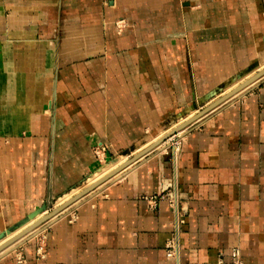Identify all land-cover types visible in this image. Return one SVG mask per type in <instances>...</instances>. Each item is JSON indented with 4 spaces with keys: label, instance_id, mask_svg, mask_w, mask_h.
<instances>
[{
    "label": "crops",
    "instance_id": "1",
    "mask_svg": "<svg viewBox=\"0 0 264 264\" xmlns=\"http://www.w3.org/2000/svg\"><path fill=\"white\" fill-rule=\"evenodd\" d=\"M262 67L264 0H0V235ZM163 147L0 264H264V78Z\"/></svg>",
    "mask_w": 264,
    "mask_h": 264
},
{
    "label": "water",
    "instance_id": "2",
    "mask_svg": "<svg viewBox=\"0 0 264 264\" xmlns=\"http://www.w3.org/2000/svg\"><path fill=\"white\" fill-rule=\"evenodd\" d=\"M262 78H264V68L261 69L256 74H254L252 77L248 78L247 80H245L244 82H242L241 84L236 86L235 88H233L228 93H226V94L222 95L221 97H219L218 99H216L214 102H212L211 104H209L208 106H206L202 110L198 111L195 115H193L192 117H190L189 119H187L183 123L179 124L177 127H175L174 129H172L171 131H169L168 133H166L165 135H163L162 137H160L159 139H157L156 141H154L153 143L148 145L143 150L139 151L135 155H132V157L130 159H128V161H126L123 165L119 166L118 168H116L115 170L111 171L106 176L102 177L98 181H96L93 184L89 185L88 187H86L85 189L80 191L78 194H76L73 197H71L70 199H68L62 205H60V206L52 209L51 211H49L46 215H44V217H42L41 219L37 220L35 223H33L32 225H30L29 227H27L26 229L21 231V233H19L18 235H16L15 237L11 238L9 241H7L3 245H1L0 246V251L5 249L10 244L16 242L18 239H20L22 236L28 234L30 231H35V230H38L39 228H40L41 231L44 230L48 226L50 220H52V219L55 220L56 218H58L59 216L64 214L63 212H66L71 207L78 205L79 203H77V202H79L80 200H83L85 197H88V196L90 197L91 194H94L95 190H97L98 188H100L104 184H107L108 182H110V179L115 174L119 173L120 171L124 170L125 168H127L129 166H132V165L136 164L138 161H140L141 159L146 157L148 154H150L151 152L156 150V148H158V146L164 144L168 139H170L171 137L177 135L179 132L185 131L192 124H194L195 122H197L198 120H200L201 118H203L204 116H206L207 114H209L210 112H212L213 110L218 108L219 106L223 105L227 101L231 100L234 96L240 94L246 88H248L249 86H251L252 84H254L255 82H257L258 80H260ZM112 182H115V181H112ZM112 182H110V183H112ZM35 213H37V212H34L33 214H35ZM38 213H40V212H38ZM26 218L21 223H24L25 221H27ZM21 223H19V224H21ZM18 225H16V226H18ZM16 226H14V227H16ZM14 227H12L11 229L7 230L3 234L11 231ZM3 234H1V235H3ZM36 235H34V236H36ZM34 236H32V238ZM28 239H25L24 241H22L16 247H14L10 251H8V253H6L5 255H7V254L11 253L12 251L16 250L20 245H22ZM5 255H3V256H5ZM3 256H1V257H3Z\"/></svg>",
    "mask_w": 264,
    "mask_h": 264
},
{
    "label": "bare ground",
    "instance_id": "3",
    "mask_svg": "<svg viewBox=\"0 0 264 264\" xmlns=\"http://www.w3.org/2000/svg\"><path fill=\"white\" fill-rule=\"evenodd\" d=\"M264 67H262L263 69ZM244 82V81H242ZM241 82V83H242ZM240 83V84H241ZM239 85V84H238ZM236 85V86H238ZM236 86H234L233 88H235ZM233 88H231L229 91H231ZM229 91H227L226 93H228ZM225 93V94H226ZM193 115L189 116L188 118L184 119L181 121V123H183L184 121H186L187 119H189L190 117H192ZM180 123V124H181ZM177 127V126H176ZM174 129V128H173ZM172 130V129H171ZM170 130V131H171ZM169 132V131H168ZM167 132V133H168ZM180 133V132H179ZM166 132L158 137H156L155 139H153L151 142H149L148 145H150L151 143H153L154 141H156L157 139H159L160 137H162L163 135H165ZM148 145L144 146L143 148L139 149L138 151L134 152L132 155H135L136 153H138L139 151L143 150L144 148H146ZM159 148V146H158ZM127 156H122L120 157L118 160H116L115 162L111 163L109 166H105L106 168H103L101 170H99L97 173H95L94 175H92L91 177H89L88 182L86 184V186L88 187L89 185L93 184L94 182L98 181L99 179H101L102 177L106 176L107 174H109L111 171L115 170L116 168H118L119 166L123 165L126 161H128ZM128 168V167H127ZM126 169V168H125ZM124 169V171H125ZM123 171V170H122ZM120 171V172H122ZM119 172V173H120ZM119 173L115 174L113 177L117 176ZM122 175V173H120ZM112 177V178H113ZM118 177V176H117ZM112 178L110 180H112ZM110 183V182H109ZM106 185V184H105ZM85 186V187H86ZM84 187V189H85ZM83 189H78L76 191H72L71 193L65 195L64 197L56 200V203L54 204V208L62 205L63 203H65L68 199H70L71 197H73L74 195L78 194L80 191H82ZM98 191V190H97ZM53 208V209H54ZM48 212H44L40 215H32L31 218L27 221H25L24 223L20 224L18 227H16L15 229L11 230L8 232V234L2 238L0 240V246L3 245L5 242L9 241L11 238L15 237L16 235H18L19 233H21V231H23L24 229H26L27 227H29L30 225H32L33 223H35L37 220L41 219L42 217H44V215H46ZM39 214V213H38ZM53 220V219H52ZM51 221V220H50ZM54 221V220H53ZM38 231V230H37ZM33 231H30L28 234L32 233ZM28 234L22 236L20 239H18L16 242L10 244L9 246H7L5 249H3L2 251H0V255H3L5 253H7V251L11 248L16 247V245H18L21 241V239H23L25 236H28ZM31 236V235H30ZM30 238V237H29ZM28 239V238H27Z\"/></svg>",
    "mask_w": 264,
    "mask_h": 264
},
{
    "label": "rangeland",
    "instance_id": "4",
    "mask_svg": "<svg viewBox=\"0 0 264 264\" xmlns=\"http://www.w3.org/2000/svg\"><path fill=\"white\" fill-rule=\"evenodd\" d=\"M224 105V104H223ZM222 106V105H221ZM221 106H219V107H221ZM218 107V108H219ZM217 109V108H216ZM214 111V110H213ZM189 128V127H188ZM187 131V129L185 130V131H183V132H180V133H178L177 135H176V137H171V139H169V140H167L166 142H165V144H163V145H160L159 146V148H156L157 150H160L161 148H162V150H164L165 149V147H163L164 145L165 146H168L169 147V145H171V144H173L174 142H175V140H177V137H180L181 136V134H183V133H185ZM151 153H153V152H151ZM122 156H127L128 158H131L132 157V155H126V154H116V155H114V157H111V158H105V159H103V160H101V162H100V164H99V166H98V168L96 169V171H94L93 173H95V172H98L99 170H101V169H103V168H106L107 166H109L111 163H113V162H115L116 160H118L120 157H122ZM142 160V159H141ZM140 160V161H141ZM139 162V161H138ZM135 165V164H134ZM106 166V167H105ZM132 166H129L128 168H126L125 169V171L123 170L122 172H120V173H122V175L123 174H125L130 168H131ZM92 173V174H93ZM118 174L117 176H115V177H113L112 178V180H110V182H112V181H116V180H118L122 175L121 174ZM91 174V175H92ZM91 175H89L86 179H84V181L78 186V188H80V189H84V187L86 186V184H87V182H88V179H89V177H91ZM107 184H109V182L107 183ZM106 184V185H107ZM105 186V184L103 185V186H101L100 188H98L97 190H99V189H101V188H103ZM87 187V186H86ZM85 187V188H86ZM97 190H95V192H97ZM94 192V193H95ZM91 195H93V194H91ZM89 197V196H88ZM88 197H85L83 200H81L80 202H82V201H84L86 198H88ZM79 202V203H80ZM56 203V201H54V203H53V205ZM52 204V203H51ZM52 206V205H51ZM51 209L50 210H52L53 209V207H50ZM46 210V208H41V209H39V210H37V211H35V212H44ZM50 210H47V212H49ZM32 215H34V214H31V215H29V216H27V220H29L30 218H31V216ZM52 221V220H51ZM50 221V222H51ZM22 224V223H21ZM20 225V224H19ZM18 225V226H19ZM18 226H16V227H18ZM16 227H14L13 229H15ZM12 229V230H13ZM40 231V228L38 229V231L37 230H35V231H33L32 233H30V234H28V236H25L23 239H21V241H23V240H25V239H27V238H32V236H34L37 232H39ZM8 234V232L7 233H5V234H3V235H1L0 236V240L2 239V238H4L6 235ZM31 235V236H30ZM38 235V234H37ZM36 237V236H35ZM29 238V239H30ZM20 241V242H21ZM21 246V245H20ZM19 246V247H20ZM18 247V248H19ZM11 249H13V248H11ZM11 249H9L8 251H10ZM7 251V252H8ZM15 251V250H14ZM13 252V251H12ZM1 256V255H0Z\"/></svg>",
    "mask_w": 264,
    "mask_h": 264
},
{
    "label": "built area",
    "instance_id": "5",
    "mask_svg": "<svg viewBox=\"0 0 264 264\" xmlns=\"http://www.w3.org/2000/svg\"><path fill=\"white\" fill-rule=\"evenodd\" d=\"M155 199H156L155 196H154V197H150V198H149V201L153 204V203L155 202ZM168 202H169V204H170L171 206L174 205V201H173L172 198H171V199L169 198V199H168ZM176 250H177V245H176L175 240H173V241L168 245V247H167L166 256H167V257H174V256L176 255ZM38 254L41 255V251H40V249L38 250ZM20 263H21V260H18V264H20ZM213 264H226V263L224 262V260H223L222 257H219V258L217 259V261H216L215 263H213ZM227 264H247V263H245V262L241 259L240 251H239L237 248H234V249H232L231 252H230V255H229V263H227Z\"/></svg>",
    "mask_w": 264,
    "mask_h": 264
}]
</instances>
